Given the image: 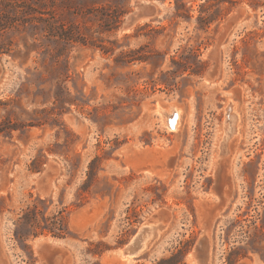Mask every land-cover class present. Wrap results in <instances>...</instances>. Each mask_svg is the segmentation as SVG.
<instances>
[{
	"label": "rangeland",
	"instance_id": "1",
	"mask_svg": "<svg viewBox=\"0 0 264 264\" xmlns=\"http://www.w3.org/2000/svg\"><path fill=\"white\" fill-rule=\"evenodd\" d=\"M0 61L3 264H264V0H0Z\"/></svg>",
	"mask_w": 264,
	"mask_h": 264
},
{
	"label": "water",
	"instance_id": "2",
	"mask_svg": "<svg viewBox=\"0 0 264 264\" xmlns=\"http://www.w3.org/2000/svg\"><path fill=\"white\" fill-rule=\"evenodd\" d=\"M154 2H155V0H154ZM155 13H156V8L152 4L138 5L137 10L135 12H132L126 18V20L123 24V28L127 29V28L131 27L135 22H137L141 19L153 17L155 15ZM6 69H7V66L5 65V63L3 61H0V75L5 73ZM225 111H226L225 112V123L228 125V129L226 128V130H224L223 145L222 146L225 145L226 139L228 137H230V135L233 132V121H232V118L230 117L229 105ZM72 118H74L77 122H79V120L76 117L73 116ZM173 118H174V116H173ZM54 167H55V165L53 163H49L47 171L42 175L43 176L42 177L43 182L48 180V177L53 173ZM147 231H149V226H144L138 232H136L128 242H126L123 246H121L117 250L118 256H120V257H126V256L136 257L137 254L140 252V250L143 247ZM56 262H57V257L52 256L51 264H55ZM0 264H3L2 260L0 261ZM201 264H204V261L201 262Z\"/></svg>",
	"mask_w": 264,
	"mask_h": 264
},
{
	"label": "trees",
	"instance_id": "3",
	"mask_svg": "<svg viewBox=\"0 0 264 264\" xmlns=\"http://www.w3.org/2000/svg\"><path fill=\"white\" fill-rule=\"evenodd\" d=\"M118 18L117 15L114 16V19L116 20ZM61 32H54L51 34L52 36H58L59 38L65 39L66 41L73 40L75 41V34L69 29H64L63 27L60 28ZM0 104L4 107L9 105L7 102H1ZM36 112V111H35ZM48 112V111H47ZM54 111L50 110L48 114H53ZM61 112H59L58 115H60ZM45 122L40 121H14L10 118V115L7 114L4 118L0 119V136L4 139L10 140L13 137V132H18L19 135H23L27 132V130L31 127H38L43 125Z\"/></svg>",
	"mask_w": 264,
	"mask_h": 264
},
{
	"label": "flooded vegetation",
	"instance_id": "4",
	"mask_svg": "<svg viewBox=\"0 0 264 264\" xmlns=\"http://www.w3.org/2000/svg\"><path fill=\"white\" fill-rule=\"evenodd\" d=\"M229 105V108H230V117L232 118V121H233V123L235 122V120H236V114L235 113H232L231 111H232V106H231V104L229 103L228 104ZM228 105L225 107V110H226V108L228 107ZM179 113V114H178ZM176 115V117H177V120H179L180 119V111H179V109L177 110V112L176 111H172L169 115H168V117H167V119L168 118H173V116H175ZM163 116L165 117L166 116V113H164L163 114ZM164 119V118H163ZM233 126H235V124L233 125ZM226 128L228 129V125H226L225 126V130H226ZM234 133H235V127H234ZM222 134V133H221ZM237 134V125H236V133H235V135ZM220 137H222V136H220ZM231 137V136H230ZM230 137H228L227 139H226V141L230 138ZM225 152V149H224V147H223V149H222V154ZM220 175V178L221 177H223L222 176V174L220 173L219 174ZM132 256H126V258L124 257L123 259H130Z\"/></svg>",
	"mask_w": 264,
	"mask_h": 264
},
{
	"label": "bare ground",
	"instance_id": "5",
	"mask_svg": "<svg viewBox=\"0 0 264 264\" xmlns=\"http://www.w3.org/2000/svg\"><path fill=\"white\" fill-rule=\"evenodd\" d=\"M176 109H177V108H176ZM176 109H172L171 111H169L168 113H166V116H165L164 119H163V121H164L166 127L169 128V129H171V130H173V131H176V130H177V125H178V121H179V120H177L176 115L174 116L173 119H171V118H168V119H167V117H168V115H169L172 111H176V112H177ZM178 114H179V113H178ZM36 246H37V245H36ZM39 246H40V245H39ZM121 258L123 259L124 257H121ZM125 258H126V257H125Z\"/></svg>",
	"mask_w": 264,
	"mask_h": 264
},
{
	"label": "crops",
	"instance_id": "6",
	"mask_svg": "<svg viewBox=\"0 0 264 264\" xmlns=\"http://www.w3.org/2000/svg\"><path fill=\"white\" fill-rule=\"evenodd\" d=\"M40 241H41V240L37 239V240H35L34 243H35V244H38V247H40V246H39Z\"/></svg>",
	"mask_w": 264,
	"mask_h": 264
}]
</instances>
